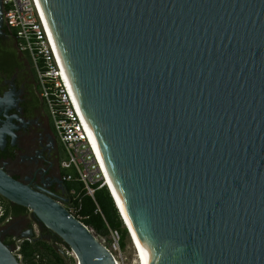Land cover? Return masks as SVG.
Returning <instances> with one entry per match:
<instances>
[{
    "label": "water",
    "instance_id": "obj_1",
    "mask_svg": "<svg viewBox=\"0 0 264 264\" xmlns=\"http://www.w3.org/2000/svg\"><path fill=\"white\" fill-rule=\"evenodd\" d=\"M34 1L150 264H264V0ZM0 196L115 264L67 199L2 166Z\"/></svg>",
    "mask_w": 264,
    "mask_h": 264
},
{
    "label": "flooded vegetation",
    "instance_id": "obj_2",
    "mask_svg": "<svg viewBox=\"0 0 264 264\" xmlns=\"http://www.w3.org/2000/svg\"><path fill=\"white\" fill-rule=\"evenodd\" d=\"M0 7V166L15 179L66 199L62 147L30 60L17 47ZM64 203V202H63ZM0 239L13 249L22 234L33 240V218L1 200ZM32 229V233H29ZM42 231V230H40ZM24 239V238H23Z\"/></svg>",
    "mask_w": 264,
    "mask_h": 264
},
{
    "label": "built area",
    "instance_id": "obj_3",
    "mask_svg": "<svg viewBox=\"0 0 264 264\" xmlns=\"http://www.w3.org/2000/svg\"><path fill=\"white\" fill-rule=\"evenodd\" d=\"M1 3L3 21L12 31L18 49L29 55L41 97L47 107L58 139L65 150L66 158L61 163L66 171L63 179L66 182L81 183L83 194L88 195L94 201L96 190H107L119 219L126 228L104 163L84 118L69 92L35 1L1 0ZM66 199L64 206L73 216L78 215L81 208L80 192L72 188L67 192ZM2 216L3 208L0 204V219ZM110 234L111 247L104 245L116 263L119 261L113 251L119 250V233L111 230Z\"/></svg>",
    "mask_w": 264,
    "mask_h": 264
},
{
    "label": "trees",
    "instance_id": "obj_4",
    "mask_svg": "<svg viewBox=\"0 0 264 264\" xmlns=\"http://www.w3.org/2000/svg\"><path fill=\"white\" fill-rule=\"evenodd\" d=\"M63 173L65 174L66 171ZM72 188H75L81 194V208L78 215H75V217H78V219L96 233L98 237L106 236L110 234L111 230H116L119 233V244L124 247L127 231L123 228L107 190H96L94 201L88 195L83 194L81 183L77 181H67V192ZM0 199L5 200L1 196ZM13 206L19 211L32 216L33 221L37 223L36 219L27 208L16 204H13ZM39 228L44 235L34 240L30 237L24 238L20 243L14 244L13 251L18 261L21 264H66V257L59 251L58 247L54 246V244H59L68 251L69 248L45 227L39 226ZM68 262L69 264H74L72 257L68 256Z\"/></svg>",
    "mask_w": 264,
    "mask_h": 264
},
{
    "label": "rangeland",
    "instance_id": "obj_5",
    "mask_svg": "<svg viewBox=\"0 0 264 264\" xmlns=\"http://www.w3.org/2000/svg\"><path fill=\"white\" fill-rule=\"evenodd\" d=\"M24 55L29 59L28 53L24 52ZM61 147H62V157L64 159V158H66V153H65V150H64L62 145H61ZM32 227H33V232H34L35 236L40 235L41 231H40L38 223L32 221ZM123 228L127 231L125 226H123ZM99 238H100L101 242H103L107 246L111 247V245H112L111 234H108L106 236H101ZM21 239H23V238H21ZM20 241L21 240L17 241L15 244L20 243ZM54 246L58 247L59 249H61L62 251H64L66 253L64 255L66 257V259H65L66 264H69L68 256L72 257V259L74 261L73 263L76 264V259L74 258V256L72 255L70 250L69 251L66 250L65 247H63L59 244H54ZM113 252H114V255L116 256V259L119 261L120 264H139V261H138L137 256H136V251L134 249L133 241L131 239V236H129L128 232H127V237L125 238V241H124V247L120 246V244H119V250H114Z\"/></svg>",
    "mask_w": 264,
    "mask_h": 264
},
{
    "label": "bare ground",
    "instance_id": "obj_6",
    "mask_svg": "<svg viewBox=\"0 0 264 264\" xmlns=\"http://www.w3.org/2000/svg\"><path fill=\"white\" fill-rule=\"evenodd\" d=\"M115 196L117 198V201H118V204L120 206V209L123 211L124 223L126 224V226H128V228L130 230L129 233H130L131 239H132L133 244H134V249L136 251V256H137V259L139 261V264H150L149 253L146 251V249L143 247V245H141L139 239L137 238V235H136V233H135V231H134L129 219L127 218V215L125 213L124 207H123L119 197L116 194H115ZM115 264H119V262L116 261Z\"/></svg>",
    "mask_w": 264,
    "mask_h": 264
},
{
    "label": "clouds",
    "instance_id": "obj_7",
    "mask_svg": "<svg viewBox=\"0 0 264 264\" xmlns=\"http://www.w3.org/2000/svg\"><path fill=\"white\" fill-rule=\"evenodd\" d=\"M86 226V225H85ZM87 227V226H86Z\"/></svg>",
    "mask_w": 264,
    "mask_h": 264
}]
</instances>
